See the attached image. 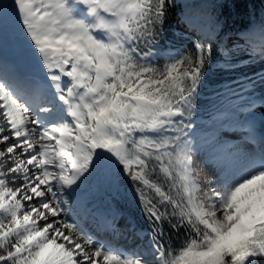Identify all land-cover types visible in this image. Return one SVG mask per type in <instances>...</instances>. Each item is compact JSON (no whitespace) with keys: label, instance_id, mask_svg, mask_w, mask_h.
I'll use <instances>...</instances> for the list:
<instances>
[{"label":"snow or ice","instance_id":"obj_1","mask_svg":"<svg viewBox=\"0 0 264 264\" xmlns=\"http://www.w3.org/2000/svg\"><path fill=\"white\" fill-rule=\"evenodd\" d=\"M172 2L0 0V264H264V137L202 186L193 117L212 45L159 54ZM6 27L40 74L8 71ZM101 170L131 182L147 243L73 219L69 197Z\"/></svg>","mask_w":264,"mask_h":264},{"label":"trees","instance_id":"obj_2","mask_svg":"<svg viewBox=\"0 0 264 264\" xmlns=\"http://www.w3.org/2000/svg\"><path fill=\"white\" fill-rule=\"evenodd\" d=\"M262 25L264 0L172 2L158 44L159 54L166 57L169 52L190 49L196 41L212 45V57L205 86L197 101L192 133L199 148L197 154H202L205 162L219 165L225 161L221 150L223 135L236 131L247 119L254 118L264 129V110H259V105L264 104V85L259 80L260 74H264V63L258 58H250L248 52L249 40L256 45L264 43ZM195 30L200 31V35ZM226 51L230 53L228 59L238 61L235 70L224 68ZM159 63L163 64L164 60ZM245 78L255 81V86L247 92L238 87V82ZM226 85L237 95L227 92ZM249 103L250 110H240ZM114 174V170L94 172L82 186L95 196L100 211L114 217L126 214L139 230L150 232L131 182L121 187Z\"/></svg>","mask_w":264,"mask_h":264},{"label":"rangeland","instance_id":"obj_3","mask_svg":"<svg viewBox=\"0 0 264 264\" xmlns=\"http://www.w3.org/2000/svg\"><path fill=\"white\" fill-rule=\"evenodd\" d=\"M2 44L7 54H11L13 51H17L16 49L19 48L18 41L13 35L10 34V31L7 29V27L5 29V35ZM260 109L262 110L263 108L259 107V110ZM252 137L245 132L244 128H240L232 133L224 134V141L221 145V149L223 151L225 161L220 165L207 163L205 162L204 156L202 154H197L195 167L197 172L200 174L201 184L205 189L208 187V185L205 183L207 180H218L222 178L225 173L230 171L234 159V153L236 151L251 152L256 147V145L252 143ZM75 195L78 197V202L74 206H68L73 219L77 220L82 226L85 227L86 230L97 235L98 238L112 240L110 236L115 233V230L111 231V235H106L104 237L101 235L99 236V234L95 232L96 230L91 226L94 225L96 227V223H98L96 218L97 215H103L106 217V220L110 221V230L119 228L122 236H119L120 243H114V246L132 248L134 246L130 245H137V241L143 240L150 236L148 233L141 232L136 227H134L128 218L123 220L124 215L112 217L109 214L100 213L96 204L95 196L84 190L81 187V184L79 189L75 192ZM73 201H71V203H74ZM141 237L143 239H141ZM145 243H147V241L140 245Z\"/></svg>","mask_w":264,"mask_h":264},{"label":"bare ground","instance_id":"obj_4","mask_svg":"<svg viewBox=\"0 0 264 264\" xmlns=\"http://www.w3.org/2000/svg\"><path fill=\"white\" fill-rule=\"evenodd\" d=\"M16 50L18 51V49H16ZM17 51H13L11 53V55L9 56V58H10L9 59V63L10 64H13V62H15V63L21 65L22 67L26 68L27 70H29L30 73L40 74V70L35 67L34 63L30 59L23 58V57H21L19 55L16 56ZM71 206H74V204H72ZM96 218L98 219V223H96V224H97V227L100 230H101V226H104L107 229L111 227L110 226L111 225L110 224V221L109 220H106V217L105 216H103V215L102 216L97 215ZM124 219H127V216L124 215L123 220ZM114 230H115V233H113L112 236H115V239L114 240H115L116 243H120L119 236H122V234H121L119 228H115V229H113L111 231H114ZM95 232L99 234L98 231H95ZM138 236H139V234H138ZM141 239H143V238L141 237ZM146 241H147V238H145L143 240L137 241L136 244H142L143 242H146ZM130 246H136V245H130Z\"/></svg>","mask_w":264,"mask_h":264},{"label":"water","instance_id":"obj_5","mask_svg":"<svg viewBox=\"0 0 264 264\" xmlns=\"http://www.w3.org/2000/svg\"><path fill=\"white\" fill-rule=\"evenodd\" d=\"M115 179L117 180V181H119V180H121V186L122 187H124V186H126L127 185V183H128V180L125 178V176L123 175V174H121V173H115Z\"/></svg>","mask_w":264,"mask_h":264}]
</instances>
